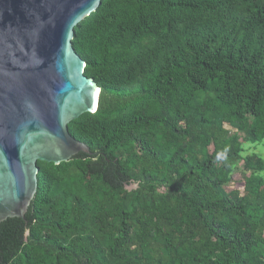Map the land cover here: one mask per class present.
Listing matches in <instances>:
<instances>
[{"label": "trees", "instance_id": "obj_1", "mask_svg": "<svg viewBox=\"0 0 264 264\" xmlns=\"http://www.w3.org/2000/svg\"><path fill=\"white\" fill-rule=\"evenodd\" d=\"M72 42L92 154L38 161L0 264H264V0H103Z\"/></svg>", "mask_w": 264, "mask_h": 264}, {"label": "water", "instance_id": "obj_2", "mask_svg": "<svg viewBox=\"0 0 264 264\" xmlns=\"http://www.w3.org/2000/svg\"><path fill=\"white\" fill-rule=\"evenodd\" d=\"M102 1L0 0V224L25 219L38 161L92 154L68 124L96 111L101 89L72 40Z\"/></svg>", "mask_w": 264, "mask_h": 264}, {"label": "rangeland", "instance_id": "obj_3", "mask_svg": "<svg viewBox=\"0 0 264 264\" xmlns=\"http://www.w3.org/2000/svg\"><path fill=\"white\" fill-rule=\"evenodd\" d=\"M244 147H245L244 155L255 152L256 154L264 158V141L262 143H257V144L246 143ZM241 174H242V163H239L237 165V171L234 174L232 182L226 186L227 187L226 189L228 191H231V190L242 191L243 190L244 182H243ZM134 187L135 185H131L129 188H134Z\"/></svg>", "mask_w": 264, "mask_h": 264}]
</instances>
